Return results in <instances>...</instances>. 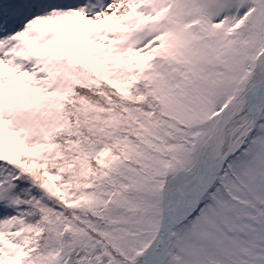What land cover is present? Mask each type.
Returning a JSON list of instances; mask_svg holds the SVG:
<instances>
[{
	"label": "snow or ice",
	"instance_id": "snow-or-ice-1",
	"mask_svg": "<svg viewBox=\"0 0 264 264\" xmlns=\"http://www.w3.org/2000/svg\"><path fill=\"white\" fill-rule=\"evenodd\" d=\"M0 264H264V0H0Z\"/></svg>",
	"mask_w": 264,
	"mask_h": 264
}]
</instances>
